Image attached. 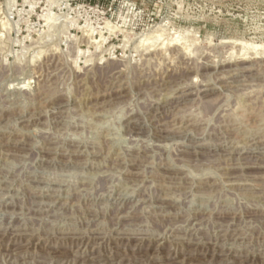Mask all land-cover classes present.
Returning a JSON list of instances; mask_svg holds the SVG:
<instances>
[{"label":"rangeland","instance_id":"obj_1","mask_svg":"<svg viewBox=\"0 0 264 264\" xmlns=\"http://www.w3.org/2000/svg\"><path fill=\"white\" fill-rule=\"evenodd\" d=\"M0 264H264V0H0Z\"/></svg>","mask_w":264,"mask_h":264},{"label":"bare ground","instance_id":"obj_2","mask_svg":"<svg viewBox=\"0 0 264 264\" xmlns=\"http://www.w3.org/2000/svg\"><path fill=\"white\" fill-rule=\"evenodd\" d=\"M59 106V105H58ZM21 234V233H20Z\"/></svg>","mask_w":264,"mask_h":264}]
</instances>
